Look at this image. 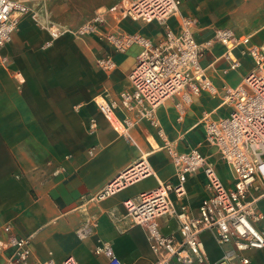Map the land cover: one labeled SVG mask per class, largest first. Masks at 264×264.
<instances>
[{
	"label": "crops",
	"instance_id": "1",
	"mask_svg": "<svg viewBox=\"0 0 264 264\" xmlns=\"http://www.w3.org/2000/svg\"><path fill=\"white\" fill-rule=\"evenodd\" d=\"M20 1L32 7L37 20L24 17L1 53L8 63H0V227L10 223L19 237L30 238V264L50 259L61 263L69 257L79 264H106L105 257L94 254L98 240L111 243L126 264H152L155 256L146 231L130 226L124 201L156 188L159 182H177L169 149L183 153L199 147L214 162L223 182L232 185L225 162L204 143L203 122L205 117L229 115L227 91L253 69V60L236 50L242 67L225 73L229 67L226 48L216 43L201 65L217 93H201L183 113L178 107L181 97L167 99L156 110V126L133 116L135 145L113 129L94 98L104 93L117 98L130 89L129 75L142 47L134 44L119 52L100 33L140 34L156 43L164 36L165 26L107 13L100 33L79 36L75 31L84 23L122 1ZM181 1L182 14L198 19L195 37L199 42L211 39L214 29L229 28L250 36L253 45L264 46V0ZM51 23L59 27L58 33L49 29ZM169 24L176 26V18ZM108 58L114 66L104 69L98 61ZM92 118L99 123L96 135L88 131ZM142 155L149 159L156 177L145 178L102 202L84 203L85 196L99 192ZM186 191L177 204L185 203L197 215L208 197L202 170L189 176ZM260 207L264 211V202ZM85 208L98 218L99 225L93 237L80 240L76 229ZM259 227L264 231V224ZM202 238L210 261L219 260L224 248L213 233L205 232ZM8 253L0 254V264L6 262ZM248 257L249 264H264V249L252 250Z\"/></svg>",
	"mask_w": 264,
	"mask_h": 264
},
{
	"label": "built area",
	"instance_id": "2",
	"mask_svg": "<svg viewBox=\"0 0 264 264\" xmlns=\"http://www.w3.org/2000/svg\"><path fill=\"white\" fill-rule=\"evenodd\" d=\"M105 12L97 13L84 23L75 34L79 36L99 32L110 13L130 17L147 23L165 26L164 36L152 42L140 34H102L119 52L134 44L142 51L134 70L130 73V89L117 98L107 93L98 95L94 102L115 131L136 145L132 135L133 116L148 120L155 126L156 110L167 99L181 97L180 111L203 92L216 94L217 90L205 74L201 59L216 43L226 48L228 70L237 71L242 63L234 55L239 50L250 57L254 67L234 89L228 90L225 103L230 106L228 116L204 118L205 142L226 163L232 176V185L221 179L214 162L199 147L179 153L169 149L172 156L175 184L159 182L152 190L124 201L125 217L130 226H141L155 260L152 264H249L248 252L264 249V221L260 201L264 198V46L251 43V37L233 29L217 28L211 39L199 42L195 37L198 19L181 12V0H121ZM37 20L32 7L20 0H0V63L7 64L3 49L12 42L24 17ZM176 18V26L170 20ZM53 34L59 27L49 25ZM104 69H111V59L98 61ZM99 123L90 119L88 131L96 135ZM162 134V130H159ZM95 154L94 151L90 152ZM202 170L208 197L203 199L197 215L185 203L186 183L190 175ZM156 177L146 155L129 166L99 192L83 198L85 204L99 203L124 189L148 178ZM175 195V198L172 196ZM84 218L76 229L80 240L93 237L99 225L98 218L84 209ZM171 222L174 225H171ZM212 232L218 245L224 248L223 256L210 261L203 234ZM3 235L6 238H3ZM9 252L4 264H30L32 249L30 238L19 237L10 223L0 227V254ZM94 254L105 257L106 264H126L115 253L111 243L98 240ZM43 264H79L69 257L61 263L50 259Z\"/></svg>",
	"mask_w": 264,
	"mask_h": 264
},
{
	"label": "rangeland",
	"instance_id": "3",
	"mask_svg": "<svg viewBox=\"0 0 264 264\" xmlns=\"http://www.w3.org/2000/svg\"><path fill=\"white\" fill-rule=\"evenodd\" d=\"M203 125H204V122H203ZM204 143L206 144V142L204 141ZM226 164V163H225ZM225 173H226V175L228 176V177H230V172H229V170H228V167H227V165H225ZM264 202V199H262L261 201H260V204L261 203H263ZM260 224H264V221L262 222V223H260ZM214 248V247H213ZM216 252H218L219 251V249L215 246V249H214Z\"/></svg>",
	"mask_w": 264,
	"mask_h": 264
}]
</instances>
